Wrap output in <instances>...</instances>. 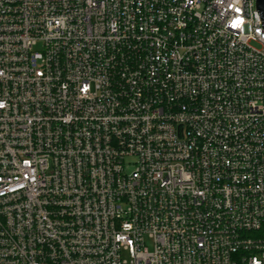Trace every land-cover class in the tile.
<instances>
[{"label":"built area","instance_id":"2783aa9c","mask_svg":"<svg viewBox=\"0 0 264 264\" xmlns=\"http://www.w3.org/2000/svg\"><path fill=\"white\" fill-rule=\"evenodd\" d=\"M0 264H264L256 0H0Z\"/></svg>","mask_w":264,"mask_h":264},{"label":"water","instance_id":"95a60500","mask_svg":"<svg viewBox=\"0 0 264 264\" xmlns=\"http://www.w3.org/2000/svg\"><path fill=\"white\" fill-rule=\"evenodd\" d=\"M256 4H257V9L260 12L262 22L264 25V0H256Z\"/></svg>","mask_w":264,"mask_h":264},{"label":"rangeland","instance_id":"374dc122","mask_svg":"<svg viewBox=\"0 0 264 264\" xmlns=\"http://www.w3.org/2000/svg\"><path fill=\"white\" fill-rule=\"evenodd\" d=\"M252 45H254L255 47H258V48L261 47V46H260L258 43H256V42H253ZM148 243H149V245L152 244V242H150V241H149Z\"/></svg>","mask_w":264,"mask_h":264}]
</instances>
